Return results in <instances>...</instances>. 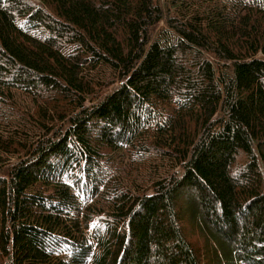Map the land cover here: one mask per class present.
<instances>
[{"label":"trees","instance_id":"16d2710c","mask_svg":"<svg viewBox=\"0 0 264 264\" xmlns=\"http://www.w3.org/2000/svg\"><path fill=\"white\" fill-rule=\"evenodd\" d=\"M0 264H264V0H0Z\"/></svg>","mask_w":264,"mask_h":264}]
</instances>
